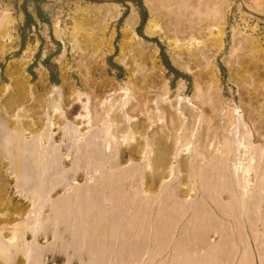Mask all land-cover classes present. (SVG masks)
Segmentation results:
<instances>
[{"label":"rangeland","instance_id":"374dc122","mask_svg":"<svg viewBox=\"0 0 264 264\" xmlns=\"http://www.w3.org/2000/svg\"><path fill=\"white\" fill-rule=\"evenodd\" d=\"M0 96V109L24 100L0 111L1 127L6 117L50 122L42 128L60 154L70 139L78 166L91 170L74 189L97 179L92 202H112L101 235L95 207L83 241L81 227L71 231L81 259L68 251L43 264H264V0H0Z\"/></svg>","mask_w":264,"mask_h":264},{"label":"bare ground","instance_id":"6f19581e","mask_svg":"<svg viewBox=\"0 0 264 264\" xmlns=\"http://www.w3.org/2000/svg\"><path fill=\"white\" fill-rule=\"evenodd\" d=\"M82 11V10H81ZM80 12V11H79ZM83 12V11H82ZM80 12V13H82ZM87 12V11H85ZM88 13V12H87ZM90 14V13H89ZM88 14V15H89ZM150 14V13H149ZM86 15V13H85ZM82 16V15H80ZM116 16V15H115ZM89 17V16H88ZM79 19V17H77ZM84 18V17H83ZM82 18V19H83ZM153 18V17H152ZM155 18V17H154ZM87 19V18H86ZM90 19V18H88ZM87 19V20H88ZM157 19V18H156ZM156 19H150L146 25L147 30L152 34H156L161 27ZM81 20V19H80ZM82 22V21H81ZM78 22V23H81ZM76 23V21H75ZM129 23H127L128 25ZM130 26V25H129ZM84 29V28H83ZM88 29V27H87ZM128 30L129 28L126 27ZM74 30L76 33L81 31V25L75 24ZM131 30V29H130ZM129 30V31H130ZM57 31V30H56ZM83 31V30H82ZM81 31V32H82ZM87 31V30H86ZM85 32V30H84ZM90 34V33H88ZM89 35H86L88 37ZM135 38V37H134ZM133 38V39H134ZM176 41V40H175ZM3 53V52H2ZM42 77V76H41ZM42 79V78H41ZM43 80V79H42ZM41 80V81H42ZM40 83V82H39ZM65 83V82H64ZM44 84V83H43ZM40 85V84H39ZM8 87V86H7ZM17 87V86H16ZM44 89V88H43ZM6 90V89H4ZM19 90V89H18ZM2 91V90H1ZM4 92V91H3ZM2 92V93H3ZM34 92V91H33ZM53 92V90H52ZM1 93V94H2ZM13 93V92H12ZM16 93V92H15ZM19 93V92H17ZM22 93V92H21ZM27 93V92H26ZM36 93V92H35ZM50 94V93H49ZM52 94V93H51ZM50 94V95H51ZM59 94V93H58ZM4 95V94H3ZM29 95V94H28ZM60 95V94H59ZM58 95V96H59ZM78 95V94H77ZM2 96V95H1ZM0 96V98H1ZM5 96V95H4ZM30 96V95H29ZM45 96V95H44ZM49 96V95H48ZM56 96V95H55ZM37 98V97H36ZM39 98V97H38ZM42 98V97H41ZM46 98V96H45ZM50 98V96H49ZM32 99V98H31ZM30 99V100H31ZM189 99V98H188ZM38 100V99H37ZM20 97L14 100H8L4 104V108L0 109L2 114L9 115L13 113L15 108L21 103ZM43 101V99H42ZM58 101V100H57ZM2 102V101H1ZM4 102V101H3ZM39 102V101H38ZM45 102V101H44ZM31 103V102H30ZM58 103V102H57ZM108 103V102H107ZM122 103V102H121ZM28 104V103H26ZM36 104V103H35ZM55 104V103H54ZM44 105L43 102H39L37 106ZM46 105V103H45ZM58 105V104H57ZM56 105V106H57ZM61 105V104H60ZM63 105V104H62ZM101 105V104H100ZM124 105V104H123ZM3 107V106H2ZM20 107V106H19ZM28 107V106H27ZM59 106H52L51 109L54 114ZM22 108V107H21ZM46 108V107H45ZM61 108V107H60ZM110 108V107H109ZM108 108V109H109ZM91 109V108H90ZM186 109V108H185ZM24 110V109H23ZM33 110V109H32ZM45 110V109H44ZM96 110V109H95ZM17 111V110H16ZM63 111V110H62ZM104 111V110H103ZM23 112V111H22ZM35 112V111H34ZM96 112V111H95ZM189 112V111H188ZM24 113V112H23ZM38 113V110H37ZM45 113V112H44ZM109 113V112H108ZM125 112H123L124 114ZM180 113V112H179ZM1 114V115H2ZM63 114V113H62ZM106 114V113H105ZM46 115V114H45ZM50 115V114H49ZM60 115V114H59ZM59 115H56L58 117ZM21 116V115H20ZM47 116V115H46ZM92 116H95L94 114ZM106 116V115H103ZM16 118V117H15ZM13 118V119H15ZM34 118V116H33ZM80 118V117H79ZM95 118V117H94ZM26 119V118H25ZM64 119V118H63ZM103 119V118H102ZM115 119V118H114ZM128 119V118H127ZM132 119H134L132 117ZM1 120V118H0ZM46 120V118H45ZM48 120V119H47ZM46 120V121H47ZM110 120V119H109ZM135 120V119H134ZM173 120V119H172ZM4 122V120H2ZM30 121V120H29ZM27 120L19 119L18 117L10 120L6 117V126L0 128V211L4 213L0 214V264H43L42 257L49 255L54 261L60 259L62 255H66L68 251L76 254V259H81L84 256L83 246L84 244L78 243L76 246H70L69 237L71 231L77 227H81L80 240L83 241L85 236L84 225L88 223L91 216L92 209H101L99 215V227L94 233L101 235V229H105L106 224L110 220V209L112 208V202L109 199L101 198L95 204L92 202L94 196L92 194L93 189H97L98 185L102 184L96 180L88 182L82 190L74 189V180L82 177L87 172V168L82 170L76 162H79L78 158L72 157L70 154V148L72 146L70 139H67L65 146L66 155L63 157L60 154L61 146L54 145L48 137L47 129H43L42 125L46 126V123L29 122ZM43 121V120H42ZM56 121V120H55ZM99 121V120H98ZM123 121V120H122ZM106 122V121H105ZM2 123V122H1ZM100 123V121H99ZM122 123V122H121ZM51 127V123H47ZM109 124V123H108ZM111 124V123H110ZM118 124V123H117ZM129 124V123H128ZM190 124V123H189ZM1 125V124H0ZM136 125V124H135ZM170 125V123H169ZM182 125H184L182 123ZM11 126V127H10ZM35 126V127H34ZM70 126V125H69ZM96 126V125H95ZM10 127V128H9ZM36 127H40L39 130H43V133L38 134L36 139L29 140L27 135L33 133ZM60 127V126H59ZM182 127V126H181ZM180 127V128H181ZM56 128V127H55ZM178 128V129H180ZM38 129V128H37ZM131 129V128H130ZM177 129V130H178ZM53 130V128H52ZM39 131V132H40ZM72 131V130H71ZM189 131V130H188ZM187 131V132H188ZM236 131V130H235ZM51 132V131H50ZM65 132V131H64ZM70 132V131H69ZM122 132V131H121ZM179 132V131H178ZM115 133V132H114ZM197 133V132H196ZM248 133V132H247ZM245 133L244 135L246 136ZM253 133V132H252ZM51 134V133H50ZM53 134V133H52ZM193 134V133H192ZM191 134V139H192ZM36 135V134H32ZM67 135V134H66ZM65 135V136H66ZM69 135V134H68ZM97 135V134H96ZM99 135V134H98ZM136 135V134H135ZM235 135V132H234ZM248 135V134H247ZM63 136V134H62ZM73 136V135H72ZM80 136V135H79ZM83 136V134H82ZM101 136V135H100ZM114 136V135H113ZM253 136V135H252ZM102 137V136H101ZM236 137V136H235ZM249 137V136H248ZM61 138V137H60ZM136 138V137H135ZM159 138V137H158ZM234 138V136H232ZM250 138V137H249ZM64 139V138H63ZM73 139V138H72ZM205 139V138H204ZM235 139V138H234ZM242 139V137H240ZM55 140V139H54ZM96 140V139H95ZM112 140V139H111ZM245 140V137H244ZM244 140L242 141L244 143ZM53 141V140H52ZM56 141V140H55ZM59 141V140H58ZM113 141V140H112ZM236 141V140H235ZM248 141V140H247ZM57 142V141H56ZM60 142V141H59ZM63 142V141H62ZM111 142V141H110ZM115 142V141H114ZM184 142V141H183ZM249 142V141H248ZM74 143V142H73ZM77 143V142H76ZM117 143V142H116ZM236 143V142H235ZM251 143V142H250ZM93 144V143H92ZM178 144V140H177ZM191 144V142H190ZM189 144V145H190ZM249 144V143H248ZM76 145V144H75ZM96 145V144H95ZM100 145V144H99ZM116 145V144H115ZM235 145V144H234ZM233 145V146H234ZM237 145V143H236ZM243 145V144H242ZM247 145V144H246ZM245 145V146H246ZM252 145V144H251ZM78 146V145H77ZM121 146V145H120ZM148 146V145H147ZM167 146V145H166ZM177 146V145H176ZM179 146V145H178ZM103 147V146H102ZM118 147V145H117ZM189 147V146H188ZM236 147V146H235ZM243 147V146H242ZM82 148V147H81ZM85 148V147H84ZM163 148V147H162ZM177 148V147H176ZM244 148V147H243ZM246 148V147H245ZM249 148V147H248ZM79 149V148H78ZM86 149V148H85ZM167 149V148H166ZM262 149V148H261ZM87 150V149H86ZM85 150V151H86ZM122 150V149H121ZM191 151V150H190ZM246 151V150H244ZM243 151V152H244ZM238 152V151H237ZM63 153V152H62ZM235 153V152H234ZM248 153V152H247ZM261 153V151H260ZM124 154V153H123ZM74 155V154H73ZM170 155V154H168ZM261 155V154H260ZM88 156V155H87ZM94 156V155H93ZM109 156V155H108ZM122 156V155H121ZM235 156V155H234ZM245 156V155H243ZM77 157V156H76ZM112 157V156H111ZM160 157V156H159ZM166 157V155H165ZM236 157V156H235ZM95 158V157H94ZM242 158V157H241ZM246 158V157H245ZM243 157V160L245 159ZM250 158V157H249ZM261 158V157H260ZM164 159V158H163ZM162 159V160H163ZM237 159V158H236ZM170 160V159H169ZM110 161V159H109ZM114 161V160H113ZM122 161V158H121ZM119 161V162H121ZM155 161V160H154ZM259 161V160H258ZM87 162V161H86ZM238 162V161H237ZM89 163V160H88ZM102 163V162H101ZM108 163V162H107ZM168 163V162H167ZM236 163V162H235ZM259 163V162H258ZM257 163V164H258ZM69 164L71 168L65 170ZM73 164V166H72ZM191 164V163H190ZM193 165V164H191ZM234 165V164H233ZM242 165H244L242 163ZM103 166V165H102ZM107 166V165H106ZM171 167V166H170ZM215 167V166H214ZM235 167V166H234ZM237 167V166H236ZM248 163L241 175H248ZM107 168V167H106ZM172 168V167H171ZM230 168V167H229ZM90 169V168H89ZM91 169H93L91 167ZM105 169V167H104ZM117 169V168H116ZM237 169H242L238 167ZM125 170V169H124ZM142 170V169H141ZM232 170V169H231ZM86 171V172H85ZM106 171V169H105ZM104 171V172H105ZM108 171V170H107ZM170 171V170H169ZM263 171V170H262ZM115 172V171H114ZM214 172V171H213ZM257 172V171H256ZM118 173V172H117ZM135 173V172H134ZM133 173V174H134ZM227 173V172H226ZM234 173V172H233ZM236 173V172H235ZM115 174V173H113ZM172 174V173H171ZM195 174V173H194ZM95 175V174H94ZM102 175V174H101ZM100 175V176H101ZM175 175V174H174ZM253 175V174H252ZM256 175V174H255ZM90 176V175H89ZM145 176V175H144ZM157 176V175H155ZM154 175L152 177H155ZM171 176V175H170ZM177 176V175H176ZM179 176V175H178ZM149 177V182H153L154 178ZM196 177V176H195ZM198 177V176H197ZM226 177V176H225ZM229 177V176H228ZM235 178V175L233 176ZM239 175L237 176V178ZM86 180V177H84ZM100 178V177H99ZM129 178V177H128ZM134 178V177H133ZM242 178V177H241ZM88 179V178H87ZM163 179V178H162ZM195 179V178H194ZM101 180V179H100ZM164 180V179H163ZM166 180V179H165ZM164 180V181H165ZM169 180V178H168ZM230 180V179H229ZM254 180V179H253ZM104 181V180H103ZM164 181H161L162 183ZM239 181V178H238ZM243 187L249 184V181L244 178ZM109 182V180H108ZM107 182V183H108ZM131 182V180H130ZM129 182V183H130ZM160 182V183H161ZM172 182V181H171ZM177 182V181H176ZM236 182V181H235ZM243 182V181H242ZM254 182V181H253ZM104 183V182H103ZM111 183V181H110ZM137 183V182H136ZM159 183V184H160ZM196 183V181H195ZM134 184V183H133ZM139 184V183H138ZM165 184V183H164ZM169 184V183H168ZM193 184V183H192ZM233 184V183H232ZM79 185V184H78ZM117 185V184H116ZM130 185V184H129ZM141 185V184H140ZM162 184H160L161 186ZM173 185V183H172ZM195 185V184H194ZM237 185V183H236ZM242 185V184H240ZM159 186V187H160ZM164 186V185H163ZM171 186V185H170ZM169 186V187H170ZM191 186V185H190ZM226 186V185H225ZM76 187V186H75ZM108 187V186H107ZM133 187V186H132ZM135 187V186H134ZM168 187V186H167ZM158 188V187H157ZM233 188V187H232ZM253 188V186H252ZM103 189H106L103 187ZM133 189V188H132ZM165 189V188H163ZM170 189V188H169ZM168 189V190H169ZM239 189V188H238ZM241 189V188H240ZM255 189V188H253ZM98 190V189H97ZM136 190V189H135ZM150 190V189H149ZM232 190V189H231ZM79 191V192H78ZM190 191V190H189ZM224 191V190H223ZM241 191V190H240ZM63 192V193H61ZM133 193V190L131 191ZM170 192V191H169ZM192 192V191H191ZM218 192V191H217ZM254 192V190H253ZM256 192V191H255ZM261 192V191H260ZM89 193V194H88ZM158 193V192H157ZM173 193V192H172ZM243 193H248V190L243 189ZM258 193V192H257ZM62 194V195H60ZM98 194V193H97ZM100 194V193H99ZM126 194V193H125ZM141 194V193H140ZM154 194V193H153ZM151 194V195H153ZM200 194V193H199ZM220 194V193H219ZM236 194V193H235ZM96 195V194H95ZM173 195V194H172ZM196 195V194H195ZM244 195V194H243ZM242 195V196H243ZM248 195V194H247ZM250 195V194H249ZM259 195V194H258ZM104 196V195H103ZM102 196V197H103ZM145 196V195H144ZM150 195H147V197ZM201 196V195H200ZM241 196V197H242ZM245 196V195H244ZM243 196V197H244ZM261 197V195H259ZM105 197V196H104ZM103 197V198H104ZM134 197V196H133ZM160 197V192H159ZM171 197V196H170ZM259 197V198H260ZM96 198V197H95ZM123 198V197H122ZM262 198V197H261ZM134 199V198H133ZM131 199V200H133ZM154 199V197H153ZM171 199V198H170ZM193 199V198H191ZM204 199V198H203ZM142 200V199H141ZM144 200V198H143ZM156 200V199H155ZM162 200V199H161ZM206 200V199H205ZM249 200V199H248ZM260 199H258L259 202ZM81 201H87L91 203L88 206L84 205V210L79 206ZM134 201V200H133ZM165 201V200H163ZM169 201V200H168ZM192 201V200H190ZM239 200H237L238 202ZM14 202V203H13ZM127 202V201H126ZM142 202V201H141ZM194 202V201H193ZM134 203V202H133ZM165 203V202H164ZM192 203V202H191ZM195 203V202H194ZM241 203V202H240ZM261 204V201L259 202ZM84 204V202H83ZM132 204V203H131ZM237 204V203H236ZM239 204V203H238ZM243 204V203H242ZM82 205V204H81ZM143 205V204H142ZM186 205V204H185ZM196 205V204H195ZM31 206L30 210H26V207ZM151 206V205H150ZM240 206H242L240 204ZM239 206V207H240ZM140 207V206H139ZM204 207V206H203ZM261 207V206H260ZM193 208V207H192ZM196 208V207H195ZM243 208V207H242ZM241 208V209H242ZM64 209L68 210L69 217L64 218L62 213ZM81 209V210H80ZM259 209V208H258ZM262 209V208H261ZM79 210V215L72 214L71 211ZM126 210V209H125ZM149 210V208H148ZM190 210V209H189ZM113 211V210H112ZM130 211V210H129ZM220 211V210H219ZM237 211V209H236ZM243 211V210H241ZM148 212V211H146ZM163 212V211H162ZM209 212V211H208ZM214 212V211H213ZM95 213V212H94ZM127 213V212H126ZM192 213V212H191ZM207 213V212H206ZM217 213V212H216ZM254 213V212H253ZM128 214V213H127ZM139 214V211H138ZM165 214V213H163ZM213 214V213H212ZM242 214V213H241ZM240 214V215H241ZM245 214V213H244ZM259 214V213H258ZM126 215V214H125ZM187 215V214H186ZM217 215V214H215ZM223 215V214H222ZM253 215V214H252ZM183 216V215H182ZM244 216V215H243ZM185 217V216H184ZM224 217V216H223ZM228 217V216H227ZM165 218V217H164ZM167 218V217H166ZM209 218V216H208ZM221 218V217H220ZM258 219V218H257ZM104 220V223L102 224ZM123 220V219H120ZM130 220V219H129ZM229 220V219H228ZM232 220V219H231ZM125 222V221H124ZM154 222V221H152ZM121 223V222H120ZM132 223V221H131ZM94 224V223H93ZM150 224V223H149ZM236 224V223H235ZM243 224V223H242ZM257 224V223H256ZM119 225V224H118ZM155 225V224H154ZM209 225V224H208ZM244 225V224H243ZM86 226V225H85ZM136 226V225H135ZM134 226V227H135ZM165 226V225H164ZM156 227V226H155ZM167 227V225H166ZM207 227V225H206ZM211 227V226H210ZM109 228V227H108ZM143 228V227H142ZM145 228V227H144ZM147 228V227H146ZM164 228V227H163ZM87 229V228H86ZM132 229V226H131ZM220 230V228H218ZM231 229V228H230ZM238 230V229H237ZM257 230V229H256ZM105 231V230H104ZM133 231V230H132ZM142 231V230H141ZM159 231V230H158ZM146 232V231H145ZM231 232V231H230ZM233 232V231H232ZM246 232V231H245ZM93 233V234H94ZM154 233V232H153ZM156 233V232H155ZM259 233V232H258ZM106 234V233H105ZM117 234V232H116ZM133 234V233H132ZM90 235V234H89ZM92 235V233H91ZM90 235V236H91ZM118 235V234H117ZM130 235V234H128ZM158 235V234H157ZM205 235V234H204ZM51 237L52 242L48 246H39L35 242L39 238L45 239ZM94 236V235H93ZM105 236V235H104ZM203 236V235H202ZM208 236V235H207ZM223 236V235H222ZM118 237V236H117ZM129 237V236H128ZM143 237V236H142ZM28 238H31V242H27ZM120 238V237H119ZM48 239V238H47ZM74 239V238H73ZM76 239V238H75ZM100 239V237H99ZM106 239V238H105ZM129 239V238H128ZM116 240V238H115ZM131 240V239H130ZM229 240V239H228ZM227 240V241H228ZM97 241V240H96ZM99 241V240H98ZM128 241V240H127ZM195 241V240H194ZM72 242V241H71ZM75 242V241H74ZM247 242V241H246ZM98 243V242H95ZM127 243V242H126ZM130 243V241H129ZM189 243V242H188ZM106 244V243H105ZM140 244V243H139ZM190 244V243H189ZM138 245V244H137ZM246 245V244H245ZM97 247V244L95 245ZM114 246V245H113ZM189 246V245H188ZM209 246V245H208ZM125 247H127L125 245ZM185 247V246H184ZM106 248V247H105ZM188 248V247H187ZM70 249V250H69ZM126 249V248H123ZM199 249V248H198ZM92 250V249H91ZM96 250V249H95ZM94 250V251H95ZM115 250V248H114ZM113 250V251H114ZM112 252V251H111ZM101 253V252H100ZM104 253V252H103ZM183 253V252H182ZM181 253V254H182ZM202 253V252H201ZM95 254V252H94ZM123 254V253H122ZM88 255V254H87ZM248 255V254H247ZM48 256V257H49ZM90 256V255H89ZM197 256V255H196ZM69 257V256H68ZM72 257V254L70 255ZM97 257V256H96ZM110 257V256H109ZM112 257V256H111ZM48 259V258H47ZM98 259V257L96 258ZM114 259V258H113ZM112 259V260H113ZM125 259V258H124ZM109 260V259H107ZM142 260V259H141ZM68 261V260H67ZM69 261L71 259L69 258ZM121 261V259H120ZM78 262V261H77ZM96 262V261H95ZM108 262V261H107ZM112 262V261H111ZM110 262V264H111ZM69 263V262H68ZM86 263V262H85ZM109 263V262H108ZM140 263V262H139ZM73 264L75 262L73 261ZM87 264V263H86Z\"/></svg>","mask_w":264,"mask_h":264}]
</instances>
